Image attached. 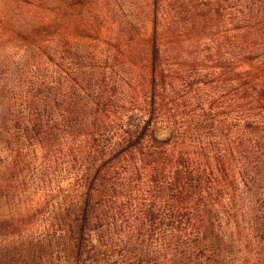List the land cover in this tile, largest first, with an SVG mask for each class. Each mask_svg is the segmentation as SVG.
I'll list each match as a JSON object with an SVG mask.
<instances>
[{"label": "rangeland", "instance_id": "obj_1", "mask_svg": "<svg viewBox=\"0 0 264 264\" xmlns=\"http://www.w3.org/2000/svg\"><path fill=\"white\" fill-rule=\"evenodd\" d=\"M246 4L0 0V264H264V88L238 78L264 66V29L240 45ZM143 126L220 176L192 199L163 186L146 215L80 240L76 176L95 164L77 159L102 129L109 144Z\"/></svg>", "mask_w": 264, "mask_h": 264}, {"label": "trees", "instance_id": "obj_2", "mask_svg": "<svg viewBox=\"0 0 264 264\" xmlns=\"http://www.w3.org/2000/svg\"><path fill=\"white\" fill-rule=\"evenodd\" d=\"M245 3L254 5L247 7L246 11H250L249 14L246 11H240V15L238 14V28L243 30V35L240 36V45L248 39L249 35H251L250 40L254 38L252 30L255 34L260 24L263 25L262 30L264 29V0H245ZM47 28H37L35 32L40 34ZM16 32L17 30H15ZM238 78L250 79L256 82L255 87L263 90L264 66L240 73ZM158 110V108H154L153 113L156 114ZM118 122L119 120L116 121L117 126H119ZM247 123L258 126L262 122L247 118ZM141 130L145 131L136 134H134L135 132H124L128 136L116 134L117 140L109 141L107 144V140L99 139L104 132L102 129L100 133L92 137L94 146L97 147L90 155L92 160L88 162L85 158L77 159V163L80 166L83 165V172L87 165L95 164L93 171L86 176L85 173L82 174V177L79 173L76 176L78 186L85 189L84 196L79 199L77 207L74 209V214L79 213V218H77L79 220H77V224H74V228L76 227V230L79 231L80 240H85L88 235L86 229L93 225L95 227L107 226L108 228L116 225L118 220H123L130 214H134L128 217V221H132V223L135 220V214L146 215V210L150 206L146 204L150 201L149 197L153 195V192L159 191L165 186H175L178 193L191 194L190 199H192L195 195L204 194L201 185L203 183L206 185L210 176L218 178V174L208 173V164L204 165L206 174L195 167L193 155H197V153L188 149L179 134L172 135V138L168 140H159L150 136L145 126L141 127ZM253 139L257 149L263 150L264 138ZM40 144L46 147L47 143L40 142ZM199 152L201 153V151ZM201 157L203 161H206L203 153ZM134 197L141 198L140 201L138 200L139 204L133 203ZM135 205L139 207V212L133 209ZM188 224L194 228L198 225V221L189 218ZM132 227L136 228L131 224L128 227L130 234H133L134 231ZM176 239L180 241L181 238L177 237Z\"/></svg>", "mask_w": 264, "mask_h": 264}]
</instances>
